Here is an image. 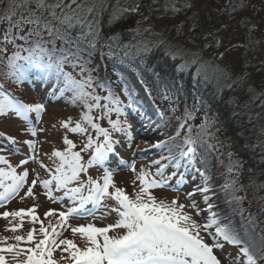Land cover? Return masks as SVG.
Wrapping results in <instances>:
<instances>
[{
	"label": "snow or ice",
	"instance_id": "6c2138e0",
	"mask_svg": "<svg viewBox=\"0 0 264 264\" xmlns=\"http://www.w3.org/2000/svg\"><path fill=\"white\" fill-rule=\"evenodd\" d=\"M185 6L191 7L190 4ZM167 7L165 5L166 9ZM238 7L242 8L243 5ZM104 10L105 5L100 0H12L11 4L5 5L4 13L0 15V25L6 24V27L0 30V45H2L0 51L7 52L8 45H12L16 49L7 58V76L16 83H21L26 79L31 70H36L44 79L55 75L57 81H60L63 77L66 87L60 91L67 90L70 85L71 102L82 104L84 110L74 126H70V117L68 120L62 121L61 126L72 133L87 134V142L83 145L81 152L92 150L87 163H84L81 152L73 151L75 144L65 135L64 143L67 148L64 151L54 150L52 152V156L59 158L60 163L54 171L49 170L50 177L48 179H40L37 174L25 192V196H34L33 189L39 182L47 190L44 194L49 199L62 200L63 197H53L52 195L51 185L54 183L57 189L65 190V197L74 202L79 201L78 206L69 207L66 211L49 209L44 213L45 218L56 216V224L49 221L46 227L36 213V205L27 209L20 208L11 212L6 210L0 213V217L5 219L19 218V223L12 224L7 229L12 232L23 227L25 217L30 218L33 225L37 223L40 225L38 230L35 227L30 228L26 236L11 237L16 243H7L9 237L0 238V264H59L54 258V252L57 250L61 251V259L66 260L67 264H220L213 249L223 247L218 242L221 237L227 243L238 246L239 254L245 258L244 264H258L259 260H264V247L258 249L259 255L254 253L234 228L221 225L219 213L213 211L215 205L209 202V193L213 191L211 177L208 174L205 161L198 160L195 147L199 142L210 150L219 151V139L216 132L212 131L215 128V121L210 119L207 114L201 124L197 126L199 129L196 134L197 139L192 137V126L188 125V134L183 137V146L179 151H174L169 147V144L175 137L180 136V129H183L187 119H191L194 115L186 107L185 119L179 125L175 136L158 140L152 145L162 151L166 150V154L153 160L148 168L142 166L138 172L135 163L128 165L133 172H136L133 184L138 182L139 185L138 190L134 189L131 196L124 188L116 186L112 170L104 167L109 159V154L114 152V145L119 143L114 139V134L122 135L129 141V144L132 140V126L126 119L125 108H131L141 116L144 115L142 107L139 106L127 86L124 93L128 96V103L125 105L119 95L105 82L94 77L92 70L87 67L89 61L85 58V54L88 57L92 56L101 39L99 21L96 17ZM139 10V3L126 8H113L109 16V23L117 22L126 13H136ZM236 10V6L229 9L230 12ZM172 11L176 12L179 9L173 5ZM244 26L248 27V25ZM110 39H115V37ZM214 40L219 45V39L214 37ZM57 41L66 47L57 48ZM241 46L247 47V45ZM234 47L236 46L234 45ZM21 52H27V55L21 56ZM111 54L109 51L108 55ZM166 55H170L173 60L178 56L183 59L182 54L178 52H166ZM223 55L220 53L221 57ZM19 61H24V63ZM195 62L192 61V63ZM65 64H70L73 69L79 68V80L72 73L64 71ZM187 66L188 62L185 61L177 65L176 70L183 71ZM244 78V76L240 77V79ZM97 88L105 91L106 95L98 94ZM52 94L56 95L55 92ZM165 99H168L167 95ZM44 107L43 103L24 104L7 95L0 98V113L11 109L17 115H26L31 111L39 114L44 110ZM93 109L96 110V115H93ZM175 110V108L172 109L173 112ZM113 113L116 114V119L111 118ZM156 114L161 120L164 119V112L159 108L156 109ZM121 117L125 118L121 119ZM101 119H107L110 127H102L98 122ZM161 126L157 124V128ZM89 129L94 130L95 138ZM28 131L32 135L36 134V130L31 124ZM101 137L102 139H100ZM8 139L15 143L14 138L9 137ZM24 143L29 145L33 151L35 150V141L27 140ZM232 156V153H228L225 182L221 187L229 197L228 202L239 206L244 199L237 195V192L243 190V185H240L239 182L243 165L240 161H234ZM29 159L35 160L36 157L22 159L19 164L26 165ZM0 163L8 165L7 169L0 168V189H2L0 205H2L14 197L24 186L29 172L25 168L17 173L16 167L11 166L4 156H0ZM197 163L202 166L197 167ZM93 165L104 167L102 177L98 179L89 177L86 182H81L77 187H69L71 183L79 180L80 173L87 172L88 168ZM153 165L156 166L155 172L150 170ZM168 168H172L174 171L166 176L165 172ZM196 174L199 176V183L195 184L192 191L187 192L186 196L191 200L193 208L197 207L193 197L197 194L202 196L209 212L207 223L203 225L198 224L189 213L184 211L186 206L178 203L177 198H173L171 202L158 201L152 192V189L171 187L170 179L177 176L179 178L176 180L173 190L179 191L180 186L186 182L185 177L192 175V179L196 180ZM6 181H10V183H6ZM86 185L88 195L83 196L81 193ZM259 187L264 188V184ZM110 188L113 190L109 191ZM105 197L116 202V206L111 209L118 216L115 223L108 224L106 227H96L91 223L75 227L68 224V218L74 214L92 215L99 210ZM89 202L92 203V208L86 207ZM261 210L264 211V207ZM240 211L243 214L242 208ZM247 220L249 225L255 227L251 214ZM214 225L216 227L213 243H205L201 231L206 232ZM65 228H71L73 235L79 234L86 241L85 246L79 247L72 239H60ZM116 229L123 231L116 235H109L110 230ZM37 232L42 238L36 239ZM21 242L29 244L34 242V246L24 247ZM64 253H67V256ZM235 259L239 260V256Z\"/></svg>",
	"mask_w": 264,
	"mask_h": 264
},
{
	"label": "trees",
	"instance_id": "16d2710c",
	"mask_svg": "<svg viewBox=\"0 0 264 264\" xmlns=\"http://www.w3.org/2000/svg\"><path fill=\"white\" fill-rule=\"evenodd\" d=\"M100 2L105 5L104 12L96 17L99 21L101 39L92 56L88 57L85 54V58L89 61L87 67L92 70V75L109 85L125 105L128 103V96L124 93L127 86L144 113L141 116L131 108H125L128 123L131 126L138 125V129L155 135L156 141L175 136L179 125L185 119V108L192 111L194 115L191 119H187L185 127L180 129V136L175 137L169 144L174 151H179L183 146V137L188 134V125L192 126V137L197 139L196 134L199 131L197 126L201 124L205 114L215 121V128L212 131L216 132L219 139V151L210 150L199 142L195 145L198 160L205 161L211 177L213 191L209 193V202L215 205L213 211L219 213L221 225L234 228L253 252L259 255L258 249L264 247V239H262L264 211L261 210L264 207V188L259 187L264 184V85L259 86L249 80L250 69L247 67L236 71L227 70L218 61L209 56H202L197 51L170 47L160 43L161 40L158 37L145 36L139 25L140 21L142 18H148L154 10L158 9L160 5L158 0H100ZM11 3L12 0H0V15H3L5 5ZM136 3L140 4L139 12L126 13L117 22L109 23L113 8H126ZM167 4L178 7L173 0L172 2L167 0ZM185 5L186 3L183 6ZM4 27L6 24L0 25V30ZM111 37L115 39H110ZM18 43L21 42L18 41ZM56 47H66V45L57 41ZM15 51L12 45H8L7 52L0 51V98L7 95L24 104H35V101L24 96L23 90L30 87L50 96L55 101L73 104L71 86L69 85L63 92L60 91L66 87L63 77L60 81H57L55 75L44 79L36 70H31L21 83H16L9 78L7 58ZM109 51L111 55H108ZM166 52H178L182 54L183 59L178 56L173 60L170 55H166ZM26 55L27 52H21V56ZM185 61L188 62V66L183 71H177V65ZM192 61L196 62L192 63ZM19 62L24 63V61ZM64 71L72 73L77 80L80 79L79 68L73 69L70 64H65ZM242 76L245 78L240 79ZM53 92L56 95H53ZM96 92L102 96L106 95V92L99 88ZM166 95L168 99H165ZM74 105L77 109L79 108L77 113L80 119V114L84 110L83 105L80 103ZM157 108L164 112L163 120L156 114ZM173 108L176 109L174 112ZM33 113L34 111L26 115H17L14 110L9 109L0 113V118L7 116L28 122L34 120ZM96 114V110L93 109V115ZM111 118L116 119V114L113 113ZM124 118L121 117V119ZM98 122L102 127H110L107 119H101ZM157 124L162 126L157 128ZM89 131L95 138L94 130L89 129ZM9 137L14 138L15 143L9 140ZM114 139L119 143L114 145V152L109 154L104 167H109L116 161L120 162V152L128 142L120 134H114ZM86 142L87 134H85L83 145ZM0 145L6 146L13 153L12 155H24L28 150L24 142H19L1 127ZM82 148L83 146L78 149V152H81ZM153 150L156 151L154 159H159L160 155L166 154V150L162 151L155 147ZM228 153H232V159L242 162L243 165L239 177L243 190L237 192V195L244 199L239 206L228 202L229 197L221 187L225 182ZM91 154V149L81 152L84 163H87ZM120 164L123 165V163ZM201 166L197 163V167ZM104 167L93 165L88 169L91 168L93 176H100V173H104ZM196 175L199 183V176ZM187 176L192 178V175ZM173 181L176 182L174 179ZM90 203L86 204V207H89ZM204 207L205 223H207L209 212L207 205ZM241 208L244 210L243 214H241ZM249 214L254 218L255 227L248 224ZM215 227L214 225L212 228L215 229ZM220 239L223 240L222 237ZM231 257L235 259L237 256ZM244 259L242 255L239 256L237 263L244 264ZM258 264H264V260H259Z\"/></svg>",
	"mask_w": 264,
	"mask_h": 264
},
{
	"label": "rangeland",
	"instance_id": "374dc122",
	"mask_svg": "<svg viewBox=\"0 0 264 264\" xmlns=\"http://www.w3.org/2000/svg\"><path fill=\"white\" fill-rule=\"evenodd\" d=\"M159 7L154 10L147 19L140 21V26L145 36L159 38L163 43L170 47L184 48L186 50L197 51L202 56H209L215 61H218L227 70L236 71L242 67L250 69L248 74L251 82L257 83L259 86L264 85V0H173L180 8L179 11L173 12L172 5L167 4V0H158ZM166 2V3H165ZM172 2V0H171ZM190 4L191 7L183 6ZM167 5V9L165 8ZM243 5L242 8L238 7ZM230 6V7H229ZM233 6L237 7L235 12H230L229 9ZM242 22V23H241ZM244 25H248L245 27ZM255 25L256 27H252ZM149 28V29H147ZM251 31L249 32V30ZM218 37L220 43L216 44L214 37ZM234 45L236 47H234ZM241 45H247L243 47ZM223 53V57L220 56ZM25 98L35 101L36 103H43L44 110L37 114L33 113V121H25L23 119H13L12 117L1 116L0 127L11 136H14L19 142L33 140L36 142L35 150L30 149L24 155H12L9 149L0 145V156H4L11 166L16 167L17 173L28 169L29 176L26 183L22 186L18 193L8 200L7 203L0 205V213L4 211H13L20 208H30L36 205V213L43 220L47 227L49 221L57 223L56 216L44 217V213L49 209H57L66 211L69 207L78 206L79 201H72L64 196V189H57L55 184L51 185L53 197H63V199L51 200L44 193L47 191L38 182L33 189L34 196H25L27 188L30 186L32 179L39 174L40 179H48L50 177L49 170L54 171L56 166L60 163L59 158L53 157L54 150L64 151L67 145L64 143V137L72 140L75 144L73 151L78 152L79 148L85 142V134L72 133L68 129L61 126V122L71 118V125L74 126L78 118L77 106L65 101H55L50 96L35 89L26 87L23 90ZM30 124L35 128L36 134L32 135L28 131ZM137 127V128H135ZM133 133L132 140L126 142V146L120 152V162L116 161L110 164L109 168L113 172V179L117 187L124 188L131 196L135 190H138V182L134 185L133 181L136 172H133L128 165L135 163L136 171L138 172L143 166L148 168L151 165L156 151L153 150L152 145L156 142V137L153 134L144 132L138 129V125L131 127ZM140 130L139 132H137ZM143 131V132H142ZM25 145V146H26ZM25 148V147H23ZM140 151H143L140 153ZM140 153V154H139ZM35 156V160L29 159L26 165H20L22 159H28ZM120 163H123L120 164ZM44 165L45 167H42ZM8 165L0 163V168L7 169ZM156 166H151L150 170L155 172ZM91 168L87 172L80 173L79 180L74 181L69 187H77L81 182H86L89 177L98 179L100 176H93ZM174 170L168 168L165 172L169 176ZM176 178V179H175ZM179 177H172L169 181L171 187L152 189L153 195L157 200H164L171 202L173 198L178 199V203L184 204L186 207L184 211L192 216L198 224H205V202L200 194L193 197L196 201V208L191 207V200L186 196L187 192L192 191L193 186L198 183L197 179L193 180L190 177H185L186 182L183 183L179 191L173 190ZM159 179V177H157ZM10 183V181H6ZM102 183V180H101ZM113 189H109L112 191ZM2 191V189H0ZM87 185L83 189L81 195L87 196ZM23 197V199H21ZM92 203H90V206ZM89 206V205H88ZM116 206V202L105 197L101 202L99 210L92 215L89 214H74L68 218V224L75 227L78 225L94 224L96 227H106L108 224L115 223L118 216L111 211ZM204 217V218H203ZM19 218L5 219L0 217V238L9 237L7 243H16L11 237L15 235L26 236L30 228L35 227L39 229V224L33 225L30 218L25 217L23 227L16 232L7 230L12 224L19 223ZM50 230V229H49ZM215 229L209 228L206 232L201 231V236L205 243L212 244ZM122 229L110 230L109 235H116L121 233ZM42 236L37 232L36 239ZM60 239H72L79 247H84L86 241L79 235H73L71 228H65ZM102 239V238H101ZM218 242L223 245L222 248H214L213 253L220 260V264H239L236 259H232V255L241 256L237 246L230 245L226 241L219 238ZM22 246H34L32 243L21 242ZM63 247V246H61ZM67 256V253H64ZM54 258L61 264H67L66 260L61 259V251L54 252Z\"/></svg>",
	"mask_w": 264,
	"mask_h": 264
},
{
	"label": "water",
	"instance_id": "95a60500",
	"mask_svg": "<svg viewBox=\"0 0 264 264\" xmlns=\"http://www.w3.org/2000/svg\"><path fill=\"white\" fill-rule=\"evenodd\" d=\"M216 38H218V37L216 36Z\"/></svg>",
	"mask_w": 264,
	"mask_h": 264
}]
</instances>
